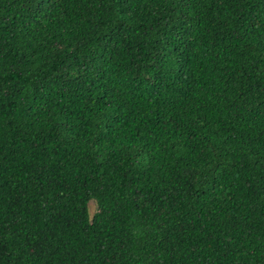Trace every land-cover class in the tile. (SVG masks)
I'll use <instances>...</instances> for the list:
<instances>
[{
	"label": "trees",
	"instance_id": "1",
	"mask_svg": "<svg viewBox=\"0 0 264 264\" xmlns=\"http://www.w3.org/2000/svg\"><path fill=\"white\" fill-rule=\"evenodd\" d=\"M0 264H264V0H0Z\"/></svg>",
	"mask_w": 264,
	"mask_h": 264
},
{
	"label": "rangeland",
	"instance_id": "2",
	"mask_svg": "<svg viewBox=\"0 0 264 264\" xmlns=\"http://www.w3.org/2000/svg\"><path fill=\"white\" fill-rule=\"evenodd\" d=\"M94 202L93 201H89L88 203V211H89V214H91L93 211H94Z\"/></svg>",
	"mask_w": 264,
	"mask_h": 264
}]
</instances>
